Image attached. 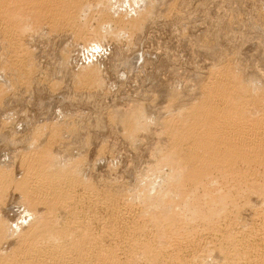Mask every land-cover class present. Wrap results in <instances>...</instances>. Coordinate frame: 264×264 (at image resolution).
I'll use <instances>...</instances> for the list:
<instances>
[{
	"label": "rangeland",
	"instance_id": "374dc122",
	"mask_svg": "<svg viewBox=\"0 0 264 264\" xmlns=\"http://www.w3.org/2000/svg\"><path fill=\"white\" fill-rule=\"evenodd\" d=\"M25 1L26 3L18 1L21 2L20 9L12 8V11H9L12 14L16 13L13 17L16 18V23L20 24L18 26L14 23L15 28L16 26L21 28H17L21 35L18 31L15 36L17 40L19 39L18 44L13 43L16 41L13 35L10 36L0 30V99L2 98L0 100V167L6 176H10L4 181L6 184L3 186L6 188L0 184L2 189H0V219L4 222L0 221V224L14 225L10 234H6V237L0 240L2 249L0 252L4 255L10 254L14 247L18 246L15 242H19L20 235L29 228L31 223L29 220L33 217L29 212L35 210L31 202L33 200L23 195L18 188L20 180L22 181L27 172L22 166L23 160L38 150L47 149L54 160L55 155L65 156L64 165L62 162L60 166H67L66 170L70 169L72 164H74L72 168L78 167L79 175L92 182L98 189L95 193L98 192L96 195H100H97L99 200L112 201L109 202L111 205L108 203L103 206L101 202L96 208L94 204L85 203L88 204L86 210L91 211L88 213L84 207H81L80 213L83 212L81 210L88 213L83 215V212L81 215L88 217L92 213L91 216L96 215L97 218L90 220L89 215L87 225H90L94 219L90 226L94 225L95 230L99 228L97 232L107 227L114 229L117 226L119 235L107 236V234L105 235L107 239L103 237L102 241L112 246L122 243V246L117 245L122 251L117 250L119 254L117 256H120L122 262L125 260L123 264H152L151 257L147 253L143 255L146 250L143 252L142 246L135 247L136 251L135 248H131L133 244L128 245L134 242L137 232L133 233L129 227L126 228L121 224L131 215H125L122 211L123 198L128 197L133 189L132 194L140 193L136 199L133 197L134 201H137L135 205H138L136 203L139 201L143 204L147 194L151 195L147 198L156 197V193L167 185L169 187L166 189H172L173 192L179 189L180 191L184 189L185 192V189L188 190L191 186L186 188L184 185L182 187L178 185L180 187L172 188L175 186L167 179H171L172 176L170 167L160 166L164 164L160 161L166 159L167 153L172 151L174 144L168 121H171L170 118L176 116L181 108L184 112L187 111V105L192 107L191 103L194 104L195 101L199 105L201 101L203 102L202 99H205L208 89L206 85L214 78L216 71L225 72V69L231 67L234 73L243 76V79H240L242 82L245 80L244 84L248 83L251 89L253 85L252 93L264 91V0H85L87 1L84 3L85 10L79 13L77 22L80 28L90 34L87 33V37L82 36L85 34L76 31L71 27L72 25L69 26L70 23L67 24L65 18V20L60 19V24H54L50 19L48 21L43 16L44 8L40 11V6L31 3L35 0ZM109 13L122 17L125 15L127 22L124 23L127 24L126 27L129 26L126 28L124 23L120 24L113 16L108 19ZM137 19L139 25L130 24L135 21L137 23ZM121 27L123 34L115 35L116 30H122ZM16 45L20 47L17 49ZM21 46L23 51L19 49ZM16 63H24L22 68L26 67V72L21 67L19 69ZM89 71L94 72L90 74ZM84 73L89 75L85 76ZM251 79H255L256 81H253L255 83L250 81ZM248 80L250 82H246ZM197 103L195 105H198ZM251 107V109L257 108L256 113L261 109L258 103ZM134 113L137 120L141 119L142 123L139 125L137 121L139 127L136 126L135 129L134 126L130 130L131 127L128 128L124 118ZM179 114L177 115L180 116ZM180 120H184L183 117ZM160 171L163 175H160ZM262 172L264 169L258 176L256 175L258 179L264 177ZM219 175V178L217 176L219 181L217 179L215 183L206 184V187L199 186L200 190L194 192L195 195L199 194L196 196L200 198L199 205L205 210L207 202L215 201V195L220 196L226 190L227 193L224 194L229 199L238 192L237 196L235 195L236 203L228 200L227 209L231 210L232 215L238 212L237 206L242 209L239 210L241 220L238 224L242 226H235L234 235L236 231L241 232V236L248 235L253 224L258 225L254 223L258 222L254 212L264 209V179L261 178L256 182L257 178H255L256 180H251L253 182H241L240 178H226L227 175L224 177L222 172ZM165 181L166 184L163 185ZM167 181L172 186L171 189ZM148 183H151L150 186ZM137 184L139 186H136ZM194 186L192 189L197 188L196 182ZM137 187L141 190H137ZM156 187L158 189H155ZM203 189L204 191L209 189L210 191H207L210 193L204 192ZM211 189L218 192V195L216 193L214 195ZM255 189H259L260 194L257 193L259 190L254 192ZM205 196L210 200L207 201ZM247 199L251 201L250 204L248 200L250 205L246 203ZM216 203L212 204L216 206ZM39 204L37 206L43 205ZM119 204L122 206L120 214L123 213L121 215L124 216L113 212L116 206L119 208ZM37 206L38 212L41 211L40 215L49 214L45 211L46 207ZM61 211L57 212L60 213V219L64 220L68 216ZM114 214L119 215L118 218L115 216L114 219ZM103 219L106 220V224H102L105 222ZM99 220L103 221L101 225ZM197 223L200 224L198 221ZM196 224L195 226H199ZM127 231L132 232L133 237ZM207 231L201 228L196 238L198 242L195 241L188 250L187 248L182 250V253L186 250L184 253L186 261L189 264H229L230 255L225 252V247L221 244L223 238L221 235ZM126 237L130 241L126 240ZM242 238L243 242L244 237ZM258 239L253 238L244 249L241 247L245 246V243L243 245L239 243L241 247L236 245L239 251L245 250L244 252L247 253L248 257L241 259L244 264H262L258 261L263 260L260 250L262 243L261 239ZM124 248L129 249L128 254ZM187 258H190L189 261Z\"/></svg>",
	"mask_w": 264,
	"mask_h": 264
},
{
	"label": "bare ground",
	"instance_id": "6f19581e",
	"mask_svg": "<svg viewBox=\"0 0 264 264\" xmlns=\"http://www.w3.org/2000/svg\"><path fill=\"white\" fill-rule=\"evenodd\" d=\"M18 1H22V3L24 1L26 3L25 0H0V30L3 32L5 31V34L6 33L10 34V36L13 35L14 39L17 38V37L15 38V36H17L16 33H18V31H19V35H21L20 30H18L21 28L18 27L20 26V24H18V22L16 23V20H15L16 18L14 19L13 17V14L15 12H13L12 14V12H9V11H12V8H16V9L21 8V4H20L21 2L19 3ZM31 3H34L35 6H38V7L40 6L39 10L40 9L42 10L44 8L43 13H45V15L43 16H45L48 19V21L50 19L51 22H53L54 24L55 23L60 24V19L63 18V20L66 19L67 24L70 23L69 26L72 25L71 27H74L76 31H79L81 34H85L82 36L87 37V35L89 34L88 32L84 31L83 28H80V25L78 26V22H77V17L79 13H82L85 10L86 6L84 5V3H87V1L85 2V0H35L34 2L32 1ZM38 7H35V8L38 9ZM13 11H15V9ZM107 16H108V19L112 18L113 16L115 19H117V21L120 24H123L127 20L124 18L125 15L122 17V16H115L113 13H109L107 14ZM139 19H137L138 20L137 23L134 20L135 23L132 22L130 24H133V26L136 24L139 25L138 24L140 23ZM62 22L64 21H61V23ZM14 23L18 24V26H16L18 29L15 28L16 24ZM124 25L126 27L127 24L124 23ZM122 32H123V29L122 30L118 29L116 30L114 34L115 35L121 34ZM11 39L13 40V37ZM18 40L16 39V41L15 42L13 41V43H17ZM22 46L19 49L22 50ZM18 47L20 46H17V49ZM23 64L16 63L19 69L20 67L22 68ZM25 68L26 67L22 68V70ZM33 68L35 67L33 66ZM24 71L26 72V69ZM89 72L90 74L91 73L93 74L94 71L93 72L89 71ZM85 74L86 73H84V75ZM87 75H89V73H87ZM238 75L236 72L234 73L233 69L231 70V67L230 69H225V72L216 71L214 78H212V80L209 81V83L206 85V89L208 88L209 90L207 89L205 99H202L203 102L201 101L199 105L195 101V103H197L198 105H195V103L194 104L191 103L193 105L192 107L190 106L191 108L189 107V105H187L189 108L185 106L187 107V111H184V112H183V109L181 108V110H179V112L177 113V114L180 113L179 115L181 117L176 114V116H178L179 118L174 116L172 119L170 118L171 121H168L169 128H171L170 130L172 131L171 137L172 139H174L173 140L174 144L172 147V151L170 150L171 152L169 151L170 153L169 152L167 153L166 159H162L164 161H160L164 163V164L161 163L162 165L160 166L163 167V165H166L170 167L169 169H171V171L170 170L169 171L172 172V176L169 175L171 173L167 174V176L169 175L171 179L169 178L167 179L169 182L171 180L170 183L173 184L175 187H172L170 183H168L167 181V183L170 185V189L171 187L176 188L177 186L178 188L180 186L182 187L183 185L185 187L191 185L190 186L191 188L189 187L188 190L185 189V192H183L184 189L183 191L182 190L180 191V189L179 190L176 189L177 191L173 192L171 191L172 189L171 190H169V188L166 189V187H169L167 185L161 191L159 190L158 191L159 193H156V191L154 190L158 198H156L157 196L156 197L153 196L154 198L153 197L147 198V196L148 197L151 196L150 194L149 195L147 194L146 198L144 199V195L142 194L144 202L142 204L138 200L139 203H136V204L138 205L140 204L139 206L135 205V202L137 201L136 200L134 201V198L136 199V197L139 196L140 193L136 192L135 194H132L131 192L133 191L132 189L131 191L129 190L130 193L128 192L129 193L128 194L129 196L127 195L128 197H125L124 199L122 196L124 200L122 204L123 208L119 204L120 209L118 208V206H116V209H115L116 211L115 210L113 211L119 214L122 211H124L125 215L131 214L130 217L128 216L129 218L127 217V219H124L126 216L124 218H121V219H124L123 223L121 224H124L126 228L129 227V229L133 233L134 231L137 232L136 237H134L135 239L134 242L133 243L130 242L128 243V245L130 246V244H133L131 248L142 246L141 248L144 249L142 251L144 252L146 250V252L143 255L147 253V255H149L152 259V262H153L152 264H189L186 261V256L184 255L186 250L184 251V253H182L183 252L182 250L186 248L188 250V247L190 248L191 245L195 243V241L197 240L196 238L198 237L199 230L201 228L208 230L209 231V232L207 231L208 233H212V234L214 233V234L221 235V238H223V240L221 239L222 240L221 244L224 245L225 252L227 251V253H229L230 255L229 264H244L243 260L248 257L247 253L244 252L245 250L239 251L238 249V246L240 245L239 243H242V245L243 243H245V246L241 247L240 245L241 249H244L246 246H248V242L253 240V238L261 239L260 241L262 244H261L260 250L263 255L262 257L263 260L259 258L260 260L258 261L264 264V209L262 211L259 210L256 213L254 212V217L258 221L254 223H258V225L256 224L255 226L253 224L252 228H250L251 230H249L250 233H248V235L241 236L242 233L241 232L237 233V231H236V234L234 235L235 226H239L238 224H239V221L241 220V214H240L241 211L239 212L241 208L239 209L238 208L239 206L236 205L237 208L236 207L235 208L238 209V212L236 211L235 214L233 213L232 215V213H230L231 210L229 211L227 209L228 208L227 204H228V200L231 201L232 203L234 202L236 203V196H237L236 194L238 192L235 191L237 193L233 194L228 199L227 196L225 195L227 193L226 190L224 191L223 189L224 193L225 192L226 193L224 194L222 193L223 192L222 191L221 192L222 194L219 196L217 194L218 192L216 193L212 191L214 189H211V192H213L214 195L216 193L219 197L216 195L215 196L213 195L215 201L211 202L213 201L211 200L210 203L207 202L206 203L207 205L205 204L207 207V208L205 207V210L203 209L204 207L201 208L199 205L201 204V201L199 200L200 198L199 197L196 198V196H198L199 194L198 193L197 195L194 194L195 191L197 192V189L200 190L199 186L204 185L202 187H206V184L209 185L210 183H215L220 176L219 175L220 172L224 174L223 175L224 177L225 175H227L226 178L227 177L238 178V179L240 178L239 181L241 182L242 181L243 182L244 181L253 182L251 180H254L255 178H257V180L255 179L256 182L259 181L261 178L264 179V177L261 175H260L261 176L260 179H258L257 177L258 174L261 172V170L264 169V91L262 90L260 92L258 91L257 92L258 94L252 93V91H254L253 85H252V89H253L252 90L251 86L248 87L249 86L247 85L248 83L244 84L245 80L242 82L241 79H243L242 78L243 76L240 77V74ZM250 81L253 82L256 80L251 79ZM250 81L248 80L246 82H250ZM258 87L261 88V86H258ZM257 103L259 105V108L261 106L260 111H262L263 109L262 113H260V111L259 112L257 111L258 113H256L257 108L251 109L252 108L251 106L253 104L256 105ZM182 117L184 120H180V118ZM145 119H147V117H145ZM124 121H126L128 128L129 126L131 127L129 128L130 130L134 126L136 129V126L139 127V125H141L142 123L141 119L137 120L135 113L134 115L132 114L130 116H127V118L125 117ZM137 121L139 125H137ZM128 132L130 133L129 130ZM34 154L32 153V156L30 155V157H33L34 161L30 157H27L26 160H23L24 164L22 166H24L27 172L25 173V176L22 179V181L20 180L19 182L20 186H18V188L22 192L23 195H26L33 200V201L30 200V201L33 203V206L35 207V208L33 207L35 209L34 210L35 212L34 211L29 212L30 216H33L32 219L29 220V222H31L30 226L27 230H24L25 232H23L22 230L23 233L21 232L22 234L20 235L21 237H19L20 238L19 242L18 241L15 242V243H18V246L16 248L14 247V250H12V252L10 253L11 255L7 253H5L6 255H4L3 253L0 252V264H123L125 263L124 262L125 260L122 262V260L119 258L120 256H117L119 255L117 253V250H120L119 247L117 246L119 244H116L115 242H111V244L112 243L116 244L114 245L115 246L114 247L112 245H107L106 244L107 242L105 243L102 241L103 237H105V235L107 234H108L107 236L114 235V234L119 235L120 232L116 230L117 226L114 227V229L110 227L111 228L110 229L109 227H107L108 225L107 226L105 225L108 229L102 228L103 229L101 231L103 232L102 234L101 232H97L99 230L97 226H96L98 228V230L96 229L97 231L95 230L94 225H93L94 227L90 226L93 224L92 221H94V219L95 220L97 219L95 218L96 215L92 217L93 216L92 213H91L92 216L89 214L91 216L90 220L92 218L94 219L91 221L90 225L89 224L87 225V223H89L88 222L89 215L88 217L84 216L85 217L84 218L81 215V213H83L84 210H81L83 211L81 213L79 211L81 207L85 208L89 203L91 205L94 204L95 207L94 206L93 207L96 208V206L100 205L99 203L101 202H102L101 205L103 206V204L106 205L109 202L112 203V201H110V199H109V202L99 200L98 197L100 195L97 194L99 195L97 197L96 193L98 192L95 193L97 189L95 185H93L92 182H89L86 179H83L78 173L79 172L78 171L79 169L77 170L78 167L74 166L72 168L74 164H72L71 167L69 165L68 167H70V169L68 170H66L67 168H65L67 166L65 167L62 166L63 168H65L63 169L60 166V163H62L65 160V156L61 154H59L58 156L53 155L55 157V160H54L51 158L52 154L47 149L38 150ZM28 158L30 159L28 160ZM50 159L52 160L51 162H50ZM32 161L34 163H32ZM67 161L69 162V160ZM64 162L62 165H64ZM1 169L2 168L0 167V184L3 186L4 184H6V182L4 183V181L8 180L6 178L10 176L8 175L6 176V173L3 172V169L2 170ZM262 173L264 174V172ZM160 175H163V174L161 173ZM159 177L161 178V176ZM195 182H196L197 188L192 189L193 187H195L194 186ZM149 184L151 183H148V185ZM165 184H166V181L163 185ZM163 185L162 187H164ZM136 186H139V184H137ZM157 186H159V184H157ZM4 187L6 188V186H3V188ZM258 187L260 188V186ZM211 188H213V185H211ZM139 189L140 188H138L137 190ZM155 189H158V188L156 187ZM207 190L210 191L209 189ZM215 190L217 189L215 188ZM258 190L259 189L257 190L255 189V191L254 190L253 191L257 192ZM228 192H230V190ZM259 192L260 190L257 193ZM110 193H107V194L110 195ZM143 193L146 194L148 192H143ZM152 195H155V194H152ZM207 195H210V194H207ZM119 196L121 197L120 194ZM105 197H107L108 199L107 195H105ZM208 197H211V196H208ZM117 198L118 197H116V200ZM205 198L207 199L206 196ZM211 198L213 199V197ZM249 199H247V202L245 200L247 204H249L248 202ZM209 200L210 199H207V201ZM87 202L88 204L86 205L85 203ZM216 202H219V204H217ZM39 203L43 205H40ZM110 203L109 205H111ZM212 203L214 204L216 203V206H214ZM246 203L244 204L246 205ZM38 204L41 207L42 206L46 207V209L45 208L44 209L46 213H49V214L43 215L42 213V215H40L39 213H41V211L38 212V209H36V206ZM250 204H251V201H250ZM116 205H118V203H116ZM40 206H37V207H40ZM114 208L115 207H113V209ZM121 208H122V211H121ZM199 208H201L202 210ZM61 210L67 213V216H68L64 218V220L62 218L60 219V215H59L60 213L58 214L57 212V211L60 212ZM86 211L88 212L91 210L87 209ZM191 211H193V213ZM87 212H84L83 215L85 213H86L85 215L90 213V212L88 213ZM222 212H224L223 215L221 214ZM216 215L218 219L216 218ZM115 216H117V214L116 215L114 214V219H115ZM121 216H124V215H121ZM255 218L253 221H255ZM3 219L5 220V218ZM99 221L101 225L103 221L102 222L101 220ZM104 221L105 222H103L102 224L104 223L106 224V220ZM197 221L200 224H198ZM1 223H4V222L1 221ZM196 223L199 226H195ZM192 225H194L195 227ZM13 226H10L9 224L8 226L7 225L5 226V224L4 225L0 224V240L4 238V236L6 237V234H10L9 232L11 229H13L11 228ZM111 226H114V225H111ZM6 227H8V229ZM239 227H236V228H239ZM104 230H106L105 234H104ZM203 231L205 232V230ZM132 232L131 233L128 232V233L132 234ZM100 233L104 236L100 235ZM16 234H19V233H16ZM133 235L134 234H132L131 237H133ZM7 236H10V235H7ZM127 237H126V240H128ZM242 237H244L243 242H242L243 240ZM108 238L111 239L110 237ZM121 238L122 237H120V240ZM121 244L122 243H120V245ZM14 246H16V244ZM233 246H235V248H233ZM127 250L129 251V249ZM127 250H125L127 252L126 254H128ZM135 250H134V254H135ZM120 252L122 251L120 250ZM222 252L224 251L222 250ZM129 255H130V252H129ZM241 259H243L242 262H241ZM129 263H130V259H129Z\"/></svg>",
	"mask_w": 264,
	"mask_h": 264
}]
</instances>
